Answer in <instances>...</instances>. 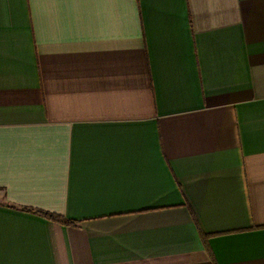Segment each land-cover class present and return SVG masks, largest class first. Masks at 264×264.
<instances>
[{
  "label": "crops",
  "instance_id": "1",
  "mask_svg": "<svg viewBox=\"0 0 264 264\" xmlns=\"http://www.w3.org/2000/svg\"><path fill=\"white\" fill-rule=\"evenodd\" d=\"M0 264H264V0H0Z\"/></svg>",
  "mask_w": 264,
  "mask_h": 264
},
{
  "label": "trees",
  "instance_id": "2",
  "mask_svg": "<svg viewBox=\"0 0 264 264\" xmlns=\"http://www.w3.org/2000/svg\"><path fill=\"white\" fill-rule=\"evenodd\" d=\"M32 211H34L35 213H39L46 218H49L51 220H54V221H57L60 223H65V224H74L75 223V221L67 219L65 216H61L59 214L48 213V212H43V211H35V210H32Z\"/></svg>",
  "mask_w": 264,
  "mask_h": 264
}]
</instances>
